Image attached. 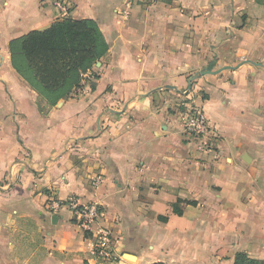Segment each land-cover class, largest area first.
Wrapping results in <instances>:
<instances>
[{
	"label": "crops",
	"instance_id": "1",
	"mask_svg": "<svg viewBox=\"0 0 264 264\" xmlns=\"http://www.w3.org/2000/svg\"><path fill=\"white\" fill-rule=\"evenodd\" d=\"M66 1L109 49L42 112L10 43L63 16L54 0H0V264L264 259V0ZM194 106L212 150L183 130ZM72 196L99 204L94 231L49 211ZM104 226L119 262L93 254Z\"/></svg>",
	"mask_w": 264,
	"mask_h": 264
},
{
	"label": "trees",
	"instance_id": "2",
	"mask_svg": "<svg viewBox=\"0 0 264 264\" xmlns=\"http://www.w3.org/2000/svg\"><path fill=\"white\" fill-rule=\"evenodd\" d=\"M108 49L96 21L70 16L59 18L44 29L32 30L10 43L13 67L48 106L68 99L81 86L85 74L106 56ZM94 85L92 82L91 87ZM39 104L40 110L45 112L46 108ZM234 264H264V259H255L240 251L235 255Z\"/></svg>",
	"mask_w": 264,
	"mask_h": 264
},
{
	"label": "built area",
	"instance_id": "3",
	"mask_svg": "<svg viewBox=\"0 0 264 264\" xmlns=\"http://www.w3.org/2000/svg\"><path fill=\"white\" fill-rule=\"evenodd\" d=\"M63 17L69 15L70 6L66 0H54ZM90 80H93L92 78ZM91 82V81H90ZM89 81H83L81 85H87ZM183 130L187 137L199 140L198 148L201 151H209L213 149L214 140L217 135L212 129L208 116L203 108L194 106L189 108L183 116ZM48 209L52 213H59L62 210H69L73 220L85 232L94 231V227L102 216L100 206L96 202L83 203L79 197L72 196L66 200H52ZM117 241L114 237L113 230L104 226L96 230L93 254L97 261L101 263H116L121 259V255L117 249Z\"/></svg>",
	"mask_w": 264,
	"mask_h": 264
},
{
	"label": "rangeland",
	"instance_id": "4",
	"mask_svg": "<svg viewBox=\"0 0 264 264\" xmlns=\"http://www.w3.org/2000/svg\"><path fill=\"white\" fill-rule=\"evenodd\" d=\"M40 102L42 103V105L45 107V108H48V103H47V101L46 100H44V99H41L40 98ZM212 223H214V220L212 219ZM208 240H209V237H208ZM209 254V256H210V253H208ZM217 255H215V257H216Z\"/></svg>",
	"mask_w": 264,
	"mask_h": 264
},
{
	"label": "water",
	"instance_id": "5",
	"mask_svg": "<svg viewBox=\"0 0 264 264\" xmlns=\"http://www.w3.org/2000/svg\"><path fill=\"white\" fill-rule=\"evenodd\" d=\"M56 218H57V216H54V217H53V219H56Z\"/></svg>",
	"mask_w": 264,
	"mask_h": 264
}]
</instances>
